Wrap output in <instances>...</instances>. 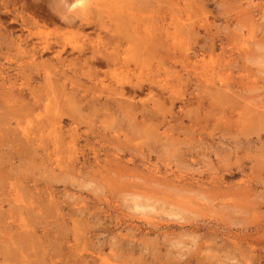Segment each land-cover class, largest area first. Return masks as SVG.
<instances>
[{
    "label": "rangeland",
    "instance_id": "rangeland-1",
    "mask_svg": "<svg viewBox=\"0 0 264 264\" xmlns=\"http://www.w3.org/2000/svg\"><path fill=\"white\" fill-rule=\"evenodd\" d=\"M0 264H264V0H0Z\"/></svg>",
    "mask_w": 264,
    "mask_h": 264
},
{
    "label": "bare ground",
    "instance_id": "bare-ground-1",
    "mask_svg": "<svg viewBox=\"0 0 264 264\" xmlns=\"http://www.w3.org/2000/svg\"><path fill=\"white\" fill-rule=\"evenodd\" d=\"M49 3H50V2H49ZM53 4H54V3H53ZM56 4H57V3H56ZM62 4H63V3H62ZM64 4H65V6L68 7L69 4L71 5V4H74V3H69V4L67 5V1H65ZM56 6H58V4H57ZM41 8H42V7H41ZM58 8H59V7H58ZM92 8H93V7H92ZM51 9H52V8H51ZM59 9H60V8H59ZM72 9H73V7H72L70 10H72ZM94 9H95V8H94ZM62 10H64V9H62ZM68 10H69V9H68ZM95 10H96V9H95ZM54 11H55V10H54ZM58 11H59V10H58ZM81 11H82V10H81ZM94 12H95V11H94ZM83 13H84V12H83ZM54 15H57V16H58V15H60V14H54ZM65 15H66V14H65ZM57 16H56V17H57ZM93 16H94V14H93ZM93 16H92V17H93ZM52 17H53V16H52ZM56 17H55V18H56ZM58 17H59V16H58ZM63 17H64V15H63ZM83 17L85 18L86 16L83 15ZM53 18H54V17H53ZM68 18H69V17H68ZM60 19H61V18H60ZM73 19H74V18H73ZM78 19H79V17H78ZM78 19H77V20H78ZM49 20H50V19H49ZM24 21H25V20H24ZM72 21H73V20H72ZM72 21H71V22H72ZM89 21H90V20H89ZM96 21H97V20H96ZM44 22H45V21H44ZM63 22H64V21H63ZM66 22H67V20H66ZM96 23H97V22H96ZM67 24H68V23H67ZM72 24H73V23H72ZM76 24H77V23H76ZM82 24H83V23H82V20L79 21V25L82 26ZM100 24H101V23H100ZM37 25H38V24H37ZM73 25H74V24H73ZM74 26H75V25H74ZM87 27H88V26H87ZM103 27H105V24H104ZM118 27H119V26H118ZM117 29H118V28H117ZM83 31H84V30H83ZM39 44H40V43H39ZM52 46H55V45L52 44ZM37 47H38V46H36L35 48H37ZM49 47H50V46H49ZM67 48H68V47H67ZM50 49H51V48H50ZM89 49H90V47H89ZM90 50H91V49H90ZM45 51H46V50H45ZM46 52H47V51H46ZM64 52H65V51H64ZM101 52H102V51H101ZM32 53H33V52H32ZM94 53H95V52H94ZM102 53H103V52H102ZM107 55H108V54H107ZM109 55H110V54H109ZM110 57H111V56H110ZM35 59H36V58H35ZM99 59H100V58H99ZM99 59H98V60H99ZM111 59H112V58H111ZM104 60H105V59H104ZM60 61H61V60H60ZM106 61H107V60H106ZM118 61H119V60H118ZM64 62H65V61H64ZM90 62H92V61H90ZM108 62H109V61H108ZM108 62H107V63H108ZM102 63H103V62H102ZM110 63H111V61H110ZM110 63H109V64H110ZM87 64H88V63H87ZM107 66H108V65H107ZM82 67H83V66H82ZM82 69H83V68H82ZM140 83H141V82H140ZM138 85H139V84H138ZM120 100H121V99H120Z\"/></svg>",
    "mask_w": 264,
    "mask_h": 264
}]
</instances>
